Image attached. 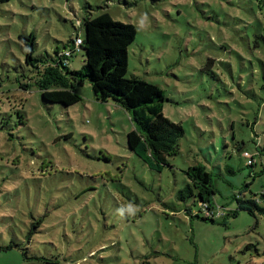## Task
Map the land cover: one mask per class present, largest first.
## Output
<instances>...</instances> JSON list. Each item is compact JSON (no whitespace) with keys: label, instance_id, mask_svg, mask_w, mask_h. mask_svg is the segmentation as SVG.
I'll return each instance as SVG.
<instances>
[{"label":"rangeland","instance_id":"1","mask_svg":"<svg viewBox=\"0 0 264 264\" xmlns=\"http://www.w3.org/2000/svg\"><path fill=\"white\" fill-rule=\"evenodd\" d=\"M263 5L0 0V264H264V200L249 212L230 198L264 191V153L248 163L236 150L252 149V133L264 141ZM103 12L135 27L126 76L157 85L163 115L184 130L160 172L128 149L130 114L95 101L88 81L72 106L44 102L24 63L20 35H33L35 57H53L84 40L77 23L88 13ZM83 65L80 47L68 67ZM196 164L226 171L214 177V223L176 198Z\"/></svg>","mask_w":264,"mask_h":264},{"label":"trees","instance_id":"2","mask_svg":"<svg viewBox=\"0 0 264 264\" xmlns=\"http://www.w3.org/2000/svg\"><path fill=\"white\" fill-rule=\"evenodd\" d=\"M262 8L261 17L264 20ZM77 24L78 29L83 27L84 40L76 34L71 41V49L63 52L54 51L53 57L49 55L35 57L33 35L19 36V39L26 43L24 63L33 73L34 86L39 91L41 99L51 104L72 106L79 101V97L74 93V87L88 81L95 101L101 103L111 101L132 116L134 129L126 134L127 147L142 164L152 171L160 172L168 164V158L178 153V141L183 137L184 130L179 123H174L163 115L164 94L157 85L138 77L126 76L127 52L135 39V27L113 20L107 12L94 18L88 13ZM77 37L82 41V45L77 49L82 47L84 50V65L80 71L68 67V59L75 52ZM66 53H69V56H66ZM27 86L28 84L23 87ZM252 134L259 139L256 142L251 137L252 149L246 150L241 141L236 150H239L240 157L246 152L256 161L257 157L264 153V141L261 144V137L256 133ZM217 172L213 175L202 164L189 167L185 171L188 183L176 194V198L183 202L192 198V204L199 208L193 217L210 223L223 216L214 199V196L221 193L214 177H220L226 171L217 166ZM227 172L232 174L233 170L227 167ZM223 181L229 186V180ZM248 185L250 183L245 182L243 187L246 189ZM231 195L230 198L238 203L239 210L249 212H253L252 209H256L264 200V191L253 195L250 200H245L240 191ZM227 212L232 216L236 214V211L232 210Z\"/></svg>","mask_w":264,"mask_h":264},{"label":"built area","instance_id":"3","mask_svg":"<svg viewBox=\"0 0 264 264\" xmlns=\"http://www.w3.org/2000/svg\"><path fill=\"white\" fill-rule=\"evenodd\" d=\"M81 45H82V41H81V39H80L79 37H77V38L75 39V51L78 50L77 48H78L79 46H81ZM66 56H69V53H66ZM244 156L248 158V159H247L248 163L255 162V160L253 159V157H251L248 153L245 152V153H244Z\"/></svg>","mask_w":264,"mask_h":264}]
</instances>
